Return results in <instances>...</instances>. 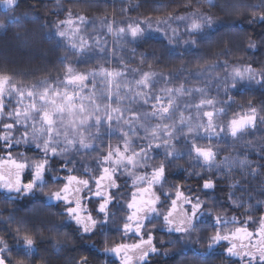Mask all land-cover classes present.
Here are the masks:
<instances>
[{"label": "clouds", "instance_id": "1", "mask_svg": "<svg viewBox=\"0 0 264 264\" xmlns=\"http://www.w3.org/2000/svg\"><path fill=\"white\" fill-rule=\"evenodd\" d=\"M0 264H264V0H0Z\"/></svg>", "mask_w": 264, "mask_h": 264}]
</instances>
